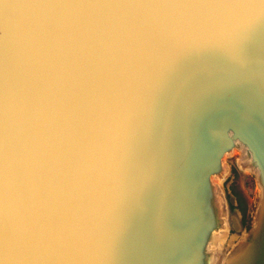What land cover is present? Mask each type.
Listing matches in <instances>:
<instances>
[{
  "label": "clouds",
  "instance_id": "clouds-1",
  "mask_svg": "<svg viewBox=\"0 0 264 264\" xmlns=\"http://www.w3.org/2000/svg\"><path fill=\"white\" fill-rule=\"evenodd\" d=\"M258 26L264 0H0V264H121L174 128L242 84L225 60Z\"/></svg>",
  "mask_w": 264,
  "mask_h": 264
},
{
  "label": "water",
  "instance_id": "water-1",
  "mask_svg": "<svg viewBox=\"0 0 264 264\" xmlns=\"http://www.w3.org/2000/svg\"><path fill=\"white\" fill-rule=\"evenodd\" d=\"M242 84L208 98L183 115L174 128L163 172L146 191L135 225L134 241L126 244L121 264H217L215 233L229 225L243 233V207L228 194L225 182L231 169L225 157L239 152L238 166L253 172L261 191L252 226L225 264H264V26L253 29L242 41ZM246 167H241L239 160ZM224 178L220 206L215 180ZM164 237L157 233V220Z\"/></svg>",
  "mask_w": 264,
  "mask_h": 264
},
{
  "label": "rangeland",
  "instance_id": "rangeland-1",
  "mask_svg": "<svg viewBox=\"0 0 264 264\" xmlns=\"http://www.w3.org/2000/svg\"><path fill=\"white\" fill-rule=\"evenodd\" d=\"M239 152L236 151L225 157L226 164L231 169V175L225 182V189L228 194L238 196L243 207L242 217L244 220L243 233H236L231 230L228 241L225 245V251L231 252L236 248L246 237L247 232L252 226L253 213L260 198V189L253 172L243 170L238 166ZM229 234V232H228Z\"/></svg>",
  "mask_w": 264,
  "mask_h": 264
},
{
  "label": "bare ground",
  "instance_id": "bare-ground-1",
  "mask_svg": "<svg viewBox=\"0 0 264 264\" xmlns=\"http://www.w3.org/2000/svg\"><path fill=\"white\" fill-rule=\"evenodd\" d=\"M240 162V166L241 167H246L244 165V163L241 161V159L239 160ZM247 170V169H244ZM224 178H218L215 180V183L217 185V189L219 191L220 194V206L223 212H226V204H225V200L224 197L222 195V184H223ZM260 195H261V191H260ZM228 232H229V225L227 222V217L225 219V226L220 229L218 232L215 233V244H214V251L217 257V264H225V262L227 260H229V257L227 256H222L221 253V248L224 246L225 240L228 237Z\"/></svg>",
  "mask_w": 264,
  "mask_h": 264
}]
</instances>
